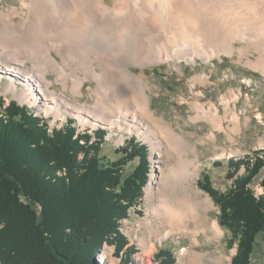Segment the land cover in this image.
<instances>
[{"label": "rangeland", "instance_id": "374dc122", "mask_svg": "<svg viewBox=\"0 0 264 264\" xmlns=\"http://www.w3.org/2000/svg\"><path fill=\"white\" fill-rule=\"evenodd\" d=\"M106 1L112 4V0ZM139 1L127 0L125 4L127 9L123 10L124 15L131 14V17L138 18L135 8L138 9L136 6ZM33 10L31 5L22 4L21 0H0V11H2L0 12V99L5 104L10 100H15L20 105H27L36 115L44 118L51 129L61 127L67 119L74 120L77 132L87 131L93 136L95 142L100 141L99 155L105 163L119 157V150L127 145L130 137H135L136 141L147 146L148 173L143 186V194L139 204L129 210L128 217L121 219L119 227V232L129 241L127 246L135 248L130 264H139L137 258H142L144 264H156L153 261L154 254L164 246L172 249L176 257L175 264H190L193 255L198 257L199 264H231V259L236 253V244L229 246L226 232L218 221V203L210 193L199 187L198 181L205 174L216 190L224 192L231 183L228 159L252 157L254 150L264 148V62H257L259 52L255 47L246 48L245 39L238 38L245 36L244 26L238 23L233 25L240 28L237 31L239 36L215 46L212 49V57L208 61L196 54L193 59L171 56L164 61L152 60L146 65L132 61L126 64L135 75L143 74L150 87L148 103L153 116H148V119L150 118L151 129L156 127L158 130L160 128L158 122L161 120L172 126L193 148L189 157L196 163L197 176L192 181V193L194 197L202 201L199 216L190 219L188 230H182V232L181 229H174L165 235L163 234L164 229L170 228L163 225L162 227L160 218L149 212L151 202L145 198V188L150 181L155 182L154 187L156 184L163 185L166 177H161V175L176 163V155L171 150L170 152L161 149V156L157 158L156 149L152 145L153 140H149L148 137L150 135L143 137L141 131L138 132L135 128L133 130V127L128 130L126 126L128 123L118 127L119 119L116 125L109 126L100 121L93 123L90 116L87 118V116L81 117V114H74L75 104H84L83 107L88 109L94 106L97 100V82L87 75L82 66V41L80 40L78 47L72 49V46L69 47L71 49H68L70 51L68 52L69 60L63 59L53 45L59 48L69 46L75 42L74 38L77 36L68 32H61L54 36L48 35L43 23L44 15ZM146 15L144 13L141 16ZM134 28H137V25ZM173 38L167 39L168 43H171L170 47L165 41L160 44L162 52L168 49L169 54V51L180 49L183 46L184 43L180 37ZM123 48L124 51L131 52L124 58H129L134 54L131 36L127 40L115 38L101 43V49L114 61L120 60L121 55L128 54L122 52ZM48 52L57 59L56 64L49 62L46 57ZM14 58L24 63L20 70L21 76H17L18 80L12 77L11 70L5 69L2 65L3 61H16ZM31 68L37 74L45 75L49 82V89L56 92L55 95H63L71 107L62 105L57 115L52 111L46 113V110H41L38 106L40 100L38 96L37 103L32 104L27 101L24 95L28 93L29 88L26 84L24 85L27 82L22 76ZM96 70L101 72L98 66ZM13 82L18 85L15 86ZM138 88L136 86L137 93ZM33 89L36 90L35 85ZM33 89L30 91H34ZM222 98L229 100L231 109L239 114L240 125L236 129ZM209 102H214L219 108L223 117L222 128L212 123L210 117L204 113ZM121 103L124 105L123 102ZM129 103L132 104L131 101ZM98 129L105 131L101 139H97L98 135L94 134ZM136 162L137 160L133 159L126 166L125 172L127 173ZM244 170V166H241L238 173L241 174ZM263 173L264 171L255 177L250 185L256 195L263 193V187L260 185ZM171 194L177 196V194ZM214 221H217L220 227L218 235H215L211 229ZM196 229L199 230L195 231ZM258 241L259 245L254 252L252 262L253 264H264V237L260 236ZM114 251V244L102 243L95 256L98 264H122L121 257L117 256Z\"/></svg>", "mask_w": 264, "mask_h": 264}, {"label": "trees", "instance_id": "16d2710c", "mask_svg": "<svg viewBox=\"0 0 264 264\" xmlns=\"http://www.w3.org/2000/svg\"><path fill=\"white\" fill-rule=\"evenodd\" d=\"M50 129L27 105L0 99V264H98L95 256L104 242L114 244L122 264H130L135 248L127 246L119 227L143 194L147 146L130 137L119 157L105 163L100 141L77 132L74 120ZM94 134L101 139L105 131ZM227 164L226 191L216 190L205 174L198 184L218 203L229 246L236 244L231 264H253L264 237V173L262 194L250 185L264 171V148ZM154 261L175 264L176 257L164 246Z\"/></svg>", "mask_w": 264, "mask_h": 264}, {"label": "bare ground", "instance_id": "6f19581e", "mask_svg": "<svg viewBox=\"0 0 264 264\" xmlns=\"http://www.w3.org/2000/svg\"><path fill=\"white\" fill-rule=\"evenodd\" d=\"M21 1L22 4L31 5L34 12H41L44 15L43 23L48 35L54 36L61 32H68L77 36L74 38L75 42L69 46L59 48L53 45L63 59L69 60V50L78 47L80 40L82 41V66L87 75L97 82V100L94 106H89L88 109L83 107L84 104H75L74 114H81V117L87 116V118L90 116L93 123L100 121L109 126L117 123L119 119L118 127L128 123L126 125L128 130L133 127V130L135 128L138 132L141 131L143 137L151 136L148 137L149 140H153L152 145L156 149L157 158L161 156V149L171 150L176 155V163L161 175V177H166V181H163V185L156 184V189L155 182L150 181L145 188V198L151 202L149 212L160 218L161 226L170 228L164 229L163 234L168 235L174 229L188 230L190 219H195V216L199 214L202 202L192 193V181L197 176L196 163L189 157L193 148L172 126L161 120L158 122L160 124L158 130L156 127L151 129L150 118L148 119V116H153L148 103L150 87L143 74L135 75L126 64L132 61L146 65L152 60L164 61L171 56L193 59L196 54L208 61L212 57V49L215 46L236 38L240 28L233 25L237 23L242 24L246 30L245 36L238 38L245 39L247 47L243 45L244 47L256 48L259 52L257 62L262 63L264 62V0H140L136 6L138 9L135 8L138 18L131 17L129 13V16L124 15L123 10L126 8L127 0H112V4L106 0ZM144 13L147 15L142 17ZM135 25L137 28H134ZM130 36L134 54L129 58H124L131 53L124 51V48L122 52L128 54L119 55L121 58L117 59L118 61H114L101 49L103 42L106 43L115 38L127 40ZM176 36L183 40V46L180 49L169 51V54L168 49L162 52L160 44L165 41L170 47L171 43H168L167 39ZM141 54L147 56L142 57ZM46 57L51 64L57 63V59L51 53L48 52ZM14 60L16 61H3L2 65L5 69L11 70L12 77L18 80L17 76H21L20 70L24 63H20L15 58ZM12 64L15 66H11ZM97 66L101 72L96 70ZM22 77L27 82L24 85L26 84L29 88L24 98L34 104L37 103L38 96L40 99L38 106L41 110H46V113L52 111L58 115L62 105L71 107L63 95H55L56 92L49 89V82L45 75L37 74L31 68L25 71ZM13 83L15 86L18 85L16 82ZM33 85L36 86V90L33 89ZM136 86L139 87V95L136 92ZM30 88L34 91H30L32 90ZM225 98H222L223 104L233 119L236 129L240 125L239 114L231 109L229 100ZM129 101L132 102L131 105ZM204 113L210 117L212 123L222 128L223 117L214 102L208 103ZM171 193L177 196H172ZM211 229L215 235L220 233L217 221L211 224ZM137 260L139 264H144L142 258H137ZM190 264H199L196 255H193Z\"/></svg>", "mask_w": 264, "mask_h": 264}, {"label": "water", "instance_id": "95a60500", "mask_svg": "<svg viewBox=\"0 0 264 264\" xmlns=\"http://www.w3.org/2000/svg\"><path fill=\"white\" fill-rule=\"evenodd\" d=\"M153 261H154V259H153Z\"/></svg>", "mask_w": 264, "mask_h": 264}]
</instances>
